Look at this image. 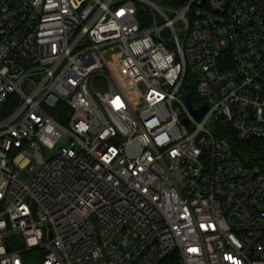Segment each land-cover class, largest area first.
<instances>
[{
    "label": "built area",
    "instance_id": "2783aa9c",
    "mask_svg": "<svg viewBox=\"0 0 264 264\" xmlns=\"http://www.w3.org/2000/svg\"><path fill=\"white\" fill-rule=\"evenodd\" d=\"M232 137L264 149V0H0V264H264Z\"/></svg>",
    "mask_w": 264,
    "mask_h": 264
},
{
    "label": "trees",
    "instance_id": "16d2710c",
    "mask_svg": "<svg viewBox=\"0 0 264 264\" xmlns=\"http://www.w3.org/2000/svg\"><path fill=\"white\" fill-rule=\"evenodd\" d=\"M232 152L251 168H257L264 172V149L257 140L240 141L231 138ZM43 251L36 249L25 254L28 264H41Z\"/></svg>",
    "mask_w": 264,
    "mask_h": 264
},
{
    "label": "rangeland",
    "instance_id": "374dc122",
    "mask_svg": "<svg viewBox=\"0 0 264 264\" xmlns=\"http://www.w3.org/2000/svg\"><path fill=\"white\" fill-rule=\"evenodd\" d=\"M94 83L98 89H105L107 87L106 80L101 76L97 77ZM65 142H66L65 138H62L58 143V147L64 144ZM46 152L47 154H51L53 153V150H47ZM17 162L19 164V167H16L15 171L18 173V176L22 180H25V181L29 180L32 177V174L30 171H28L26 167V162H27L26 159L20 158L17 160Z\"/></svg>",
    "mask_w": 264,
    "mask_h": 264
},
{
    "label": "water",
    "instance_id": "95a60500",
    "mask_svg": "<svg viewBox=\"0 0 264 264\" xmlns=\"http://www.w3.org/2000/svg\"><path fill=\"white\" fill-rule=\"evenodd\" d=\"M188 104H189V106L191 107V109H192L194 115H195L197 118H201V117L204 115V113L206 112L207 108H208V104H207V103H205L203 106H201V107L198 108V109H197V108H194V107L192 106V102H191V97H190V95H189V97H188Z\"/></svg>",
    "mask_w": 264,
    "mask_h": 264
}]
</instances>
